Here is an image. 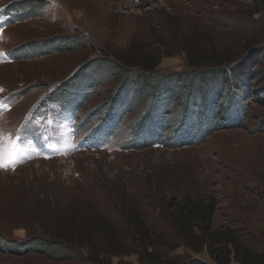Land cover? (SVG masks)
Returning <instances> with one entry per match:
<instances>
[{"label": "rangeland", "instance_id": "rangeland-1", "mask_svg": "<svg viewBox=\"0 0 264 264\" xmlns=\"http://www.w3.org/2000/svg\"><path fill=\"white\" fill-rule=\"evenodd\" d=\"M188 32L209 53L215 45L244 63L256 55L243 122L206 134L224 113L212 104L222 91L212 76L203 86L199 78L176 82L171 94L157 96L134 84L111 106L125 71L117 73L116 54L151 52L160 63L149 78L174 75L191 68L172 42ZM259 44L264 0H0V132L18 138L22 156L0 168V264H84L78 251H46L42 237L53 238L55 223L97 214L124 237L130 195L155 230L174 240L159 205L182 186L216 198V228L235 229L264 250V52L250 48ZM192 255L213 264L207 251Z\"/></svg>", "mask_w": 264, "mask_h": 264}, {"label": "trees", "instance_id": "trees-1", "mask_svg": "<svg viewBox=\"0 0 264 264\" xmlns=\"http://www.w3.org/2000/svg\"><path fill=\"white\" fill-rule=\"evenodd\" d=\"M172 42L179 48L180 53L186 54L188 68L191 67L190 69L173 73L176 76L171 74L164 77V74H162L157 76V80L150 79V74L154 73L160 63L159 59H153L151 52L146 53L144 56H134L133 51H123L120 55L116 54L115 59L112 58L116 64L117 73L123 69L125 71L121 73L124 74V78L109 101L111 106L115 105L119 95L124 92L126 87L129 88L134 84H142L151 88V95L154 92L155 96H157L159 92L171 94L174 91L172 85L174 83L176 85V82L184 84L188 79L194 82L199 78L203 86V81H207L209 76H212V78L217 79L222 89L220 91L221 95H219L217 100L212 101V104L215 107L214 103L217 104L216 112L218 107H221L224 113L218 119V113L215 118L214 112L212 110L209 111L207 117L210 119L214 117L215 121L213 122L212 120V124H209L210 122L208 123L209 125L207 124L209 128L206 130V134L210 135L211 131L216 127L223 128V124H227V127H234L239 125L241 121L243 122L241 117L246 114V107L242 108L241 103L245 102L243 98L245 100L249 99L247 97L249 91L246 86L249 88L254 85V83L250 82V78L252 74L259 70L257 65L260 62L258 61L255 64L256 55L253 63H244L240 59L236 60L232 55H226L215 45H211L209 53L205 50V41L194 32L176 33ZM262 45L250 48L256 54L260 53L258 51L263 54L264 46ZM140 51L142 52L141 49ZM156 54L158 55V53ZM171 55L173 53L169 56ZM103 63H100V65ZM108 66L109 64L106 67ZM131 67H137V70L129 69ZM151 71L153 72L151 73ZM118 74L121 75L120 73ZM176 78H178V81ZM245 81L248 82V85H243V88L242 84ZM239 90L242 93H239ZM238 100L240 104H237ZM205 103L207 104V101ZM192 107L196 119L202 117L203 114L196 111L197 107L195 105H192ZM234 108H237L238 112ZM203 109L205 108L201 109L202 112ZM106 115L107 117H104V119L107 118L108 120L112 117V114ZM108 116L110 117L108 118ZM187 117L189 118V116ZM125 199L126 201L124 202H129V204H125L126 207L122 209V216L127 229L124 237L122 235L124 232L105 215L75 216L62 223L63 225L61 226L58 223L53 225L51 230L53 231L54 239L48 236L42 237L44 249L46 251L55 250L60 255H64V253L54 248L56 245H59L61 249L78 251L81 253L80 259L84 264H112V258L114 257L132 256L134 254L137 256L139 264L207 263L194 257L192 255L193 251L198 254L207 251L210 262L213 264H231L232 262L239 264H264V250L244 242L235 229L230 227L216 228L214 226L213 217L217 207V200L213 196L182 186V189L174 193L172 197L169 196V201L164 198L163 204H160L159 207L164 215L166 226L174 232V240L167 239L166 229L155 230L144 216L143 211L137 207L139 203H135L136 199L133 196L130 195V197H125ZM35 240L40 239L36 238ZM182 247L186 249L185 256L174 257L171 255V251ZM6 249L12 250V248Z\"/></svg>", "mask_w": 264, "mask_h": 264}, {"label": "snow or ice", "instance_id": "snow-or-ice-1", "mask_svg": "<svg viewBox=\"0 0 264 264\" xmlns=\"http://www.w3.org/2000/svg\"><path fill=\"white\" fill-rule=\"evenodd\" d=\"M20 152L18 138L0 132V168H12L22 159Z\"/></svg>", "mask_w": 264, "mask_h": 264}]
</instances>
